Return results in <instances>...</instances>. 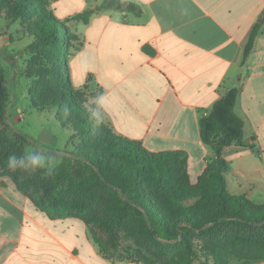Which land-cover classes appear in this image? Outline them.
<instances>
[{
  "label": "crops",
  "instance_id": "0c3cea01",
  "mask_svg": "<svg viewBox=\"0 0 264 264\" xmlns=\"http://www.w3.org/2000/svg\"><path fill=\"white\" fill-rule=\"evenodd\" d=\"M100 1L50 0V9L63 20ZM131 1L141 6L140 16L103 9L86 23H68L79 38L68 59L73 86L91 84L101 91L96 115L113 133L150 153L185 151L193 183L214 159L212 146L200 138L198 120L225 89L238 87L234 111L244 133L241 142L221 151L229 168L225 184L233 195L263 199L264 19H258L264 0ZM256 24L252 49L241 63ZM26 145V155L36 153H26ZM0 264L144 263L106 254L81 216L50 217L0 173Z\"/></svg>",
  "mask_w": 264,
  "mask_h": 264
},
{
  "label": "trees",
  "instance_id": "16d2710c",
  "mask_svg": "<svg viewBox=\"0 0 264 264\" xmlns=\"http://www.w3.org/2000/svg\"><path fill=\"white\" fill-rule=\"evenodd\" d=\"M103 9L135 16L142 14L141 6L131 0H101L93 7L59 20L50 9V0H0V13L7 19L20 20L29 26L33 40L28 47L42 51L47 62L57 68L60 80L59 99L42 105L34 104L32 100L31 102L37 107L56 106L60 117L67 121L68 128L73 132L71 138L84 134L97 135L106 127L110 130L108 123L76 102L80 90L85 86H73L68 65L70 55L79 48V38L70 30L68 23L75 20L86 23L96 11ZM257 32L256 24L244 46L241 63L252 49ZM76 40L78 44L74 45L73 41ZM143 49L148 54L153 53L149 46H144ZM100 93L99 90L97 95ZM238 93V87L225 89L210 111L201 115L198 120L202 142L211 145L214 150V159L200 178L204 180L202 187L187 182L177 193L175 187L170 186L175 165L181 163L185 167V151L150 153L139 142L128 140L111 130L98 150L74 148L66 152L55 150L45 153L47 160L56 162V165L44 176V198L30 196L28 193L30 183L41 175L40 171L20 180L14 179L13 182L20 192L50 217L71 214L81 216L100 249L109 255H115L117 249L114 226L127 214L143 225L152 240L163 241V244L176 242L188 250L190 231L210 236L223 226L259 225L264 222V202L255 205L244 194L229 193L225 184L229 168L220 156L225 146L231 142L239 143L243 139L244 123L234 111ZM9 103L6 80L0 72V123L4 126H7L6 110ZM71 118H76V123L72 124ZM217 136L218 141L214 143ZM17 138L14 142L19 143L20 148L16 158L21 156L28 143L27 136L22 132L17 133ZM89 173L96 185L104 186L114 196L118 210L111 218L86 217L81 206L75 207V213H69L68 206L58 202L59 197L70 190L73 182L83 180ZM145 181L151 182V187L156 192L162 187L166 189L168 201L154 202L148 196L147 188L142 185ZM191 199L193 203L188 204L187 200ZM97 227L109 238L99 233ZM175 264H191V259L183 258Z\"/></svg>",
  "mask_w": 264,
  "mask_h": 264
},
{
  "label": "rangeland",
  "instance_id": "374dc122",
  "mask_svg": "<svg viewBox=\"0 0 264 264\" xmlns=\"http://www.w3.org/2000/svg\"><path fill=\"white\" fill-rule=\"evenodd\" d=\"M31 35L26 23L7 19L0 13V72L6 80L10 98L6 110L7 126L0 123V173L13 181L40 171L41 175L30 183L28 193L44 198V176L55 164L44 163L47 159L45 153L61 149L66 152L74 148L98 150L110 130L106 127L97 135L84 134L71 138L73 132L68 128L67 121L60 117L56 106L37 107L32 104L31 100L34 104L42 105L59 99L60 80L57 68L47 62L44 53L28 47L33 40ZM73 44L77 45V40ZM97 93L95 87L88 84L80 90L76 102L96 115ZM70 122L76 123V118H71ZM18 132L30 137L27 136L26 153L40 152V164L33 165L28 159L30 155L24 151L16 158L20 147L14 141L18 140ZM10 155L16 158V163L11 167L8 165ZM173 169L174 177L170 186H174L177 193L187 182L193 186H203L201 177L197 182L190 181L183 164H176ZM90 175L73 182L70 190L63 193L58 202L66 204L69 213H75V207L81 206L86 217L111 218L118 210L114 196L104 186L96 185ZM150 183H142L149 191L148 196L154 202H167V190L162 187L156 192ZM252 201L259 205L264 202V198ZM187 203L192 204L193 200H187ZM97 230L109 238L100 227ZM114 231L117 236L115 256L144 264H175L183 258L191 259V264H244L264 258V222L259 225L223 226L210 236L190 231L189 250L176 242L163 244V241L152 240L143 225L129 214L114 226Z\"/></svg>",
  "mask_w": 264,
  "mask_h": 264
},
{
  "label": "clouds",
  "instance_id": "9594fccd",
  "mask_svg": "<svg viewBox=\"0 0 264 264\" xmlns=\"http://www.w3.org/2000/svg\"><path fill=\"white\" fill-rule=\"evenodd\" d=\"M28 159H30V161H31V163L33 165H38V164H40L42 162V158L38 154H32L30 157H28ZM15 163H16L15 156L14 155H10L8 157V165H9V167H11Z\"/></svg>",
  "mask_w": 264,
  "mask_h": 264
},
{
  "label": "water",
  "instance_id": "95a60500",
  "mask_svg": "<svg viewBox=\"0 0 264 264\" xmlns=\"http://www.w3.org/2000/svg\"><path fill=\"white\" fill-rule=\"evenodd\" d=\"M115 12L118 13V14L122 13V12H120V11H115ZM263 19H264V11L261 13V15H260L258 21H259V22H262Z\"/></svg>",
  "mask_w": 264,
  "mask_h": 264
}]
</instances>
